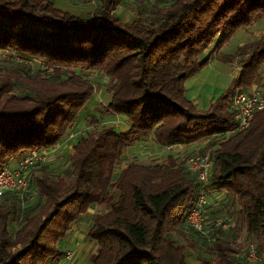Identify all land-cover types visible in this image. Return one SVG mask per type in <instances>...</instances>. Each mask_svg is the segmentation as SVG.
Returning a JSON list of instances; mask_svg holds the SVG:
<instances>
[{
  "label": "trees",
  "instance_id": "obj_1",
  "mask_svg": "<svg viewBox=\"0 0 264 264\" xmlns=\"http://www.w3.org/2000/svg\"><path fill=\"white\" fill-rule=\"evenodd\" d=\"M120 1L99 0L92 16L81 18L50 0H0V51L25 65L0 79V168L64 137L94 93L89 71L107 76L106 110L129 125L120 131L95 123L82 135L63 172L70 181L46 165L35 168L31 184L41 202L19 222L18 201L0 198V264H52L63 255L59 242L71 224L103 204L107 211L86 231L97 243L88 264H187L186 245L175 236L186 239L196 184L184 161L169 154L116 171L135 143L189 144L235 126L218 101L197 108L184 82L207 63L201 56L212 43L218 51L237 30L264 18V0H156L161 8L140 12L132 23L112 13ZM238 57V84L248 88L264 73V35L238 48ZM213 153L211 191H225L238 203L237 217L264 264V109ZM14 220L18 227L11 231ZM231 231L215 232L213 244L202 240L211 254L202 264H247L236 237L224 236Z\"/></svg>",
  "mask_w": 264,
  "mask_h": 264
},
{
  "label": "built area",
  "instance_id": "obj_2",
  "mask_svg": "<svg viewBox=\"0 0 264 264\" xmlns=\"http://www.w3.org/2000/svg\"><path fill=\"white\" fill-rule=\"evenodd\" d=\"M153 7L156 0H146ZM242 67L238 60L234 61L233 70L238 72L236 83L226 102V108L233 113L235 126L224 133L217 135V144L225 141L236 131L245 129L249 126L253 116L264 109V86L255 82L249 88H243L238 84L239 74ZM52 71L51 68L48 69ZM262 74H264L262 72ZM94 93L98 94L94 85ZM100 98V96H99ZM102 107L107 108L106 101L100 98ZM114 119H109L107 124L118 127L124 124L118 114H113ZM97 124V123H96ZM103 125L102 122H99ZM93 125L83 130H68L64 137L54 145L41 149L26 150L21 157L10 161L0 168V198L11 196L19 203L18 222L23 218L25 211L34 206V202L41 200L38 190L31 184L32 171L46 163L51 155L59 153L60 149L68 146L71 142L77 141L82 135L91 130ZM180 145V144H178ZM176 145H165L162 151H171ZM214 153L212 150L196 152L184 159V166L188 173L193 177L196 184L194 201L190 205L184 219V225L208 244H213L216 240L215 232L231 231L234 226V217L224 215L213 217L206 208L211 197V178L213 174ZM18 224V223H17ZM234 244L240 248L239 259L247 264H260L263 256L259 255L252 239L247 234L237 237ZM76 251H66L60 259L70 261Z\"/></svg>",
  "mask_w": 264,
  "mask_h": 264
},
{
  "label": "crops",
  "instance_id": "obj_3",
  "mask_svg": "<svg viewBox=\"0 0 264 264\" xmlns=\"http://www.w3.org/2000/svg\"><path fill=\"white\" fill-rule=\"evenodd\" d=\"M122 2H123V0H121L119 2V4L115 7V9L112 11V13L115 14L124 23H132L134 20H136L138 18L140 12L142 13L143 16H147L152 11V9H155L156 6H157L156 8L162 7L161 6L162 4H158L157 2H156V6L153 7L146 0H128V2L130 4H132L133 7H135V11H136V13H135L136 16L134 18L130 19L129 14H127V12L125 11V9L122 5ZM53 4L55 5L54 2H53ZM98 5H99V0H97L96 6L98 7ZM55 7L62 10V11L68 12V11H66V10L56 6V5H55ZM71 15H73V14H71ZM74 16L81 17L78 15H74ZM81 18H88V17H81ZM244 29L247 32L248 37L246 39H244L243 41L238 42L237 49L244 46L245 44H248V43L254 41L255 39L259 38L260 36L264 35V18L252 23L250 26H248ZM213 45H214V43H212L204 51L203 55L201 56V59L208 58L207 62H209V60H212V61L215 60L216 64L219 65L220 69L225 68L227 73H230V71L233 72L234 71L233 70L234 61H236V60L239 61V59L241 58V57H238L236 59H233V56L236 53L237 49L233 50V51L226 52V50H225L226 48L222 47L218 51H213ZM186 81L184 82V86H185ZM231 87H229L228 89H230ZM227 90H226V92H227ZM184 92H185L186 97L189 100H191L197 108L201 109L197 105V104H199L198 98L197 97L189 98L186 94V88H184ZM229 96H230V92L226 98H220L218 100V102H219L218 107L219 108L226 107V102L229 99ZM213 102L214 101H211V103H213ZM211 103H210V105H211ZM91 106H92V104L90 103V105H88V107H85V106L83 107V109L81 110V112L78 116L77 121L75 122V124L73 125V127L70 130H83V129H86L90 125H95V123L99 124V122L101 120L99 117L101 116V114H100V116L98 115L97 119L96 118L91 119V118L87 117L89 108H91ZM107 114H108L107 119H110L109 116L113 115V114H110L109 112H107ZM102 117H106V115L103 114ZM91 121H94V122H91ZM115 128H116V130L126 131L129 128V125L125 121L123 125L115 127ZM212 138H214V139H212ZM149 140H151V139H149ZM215 140L217 141L218 139L215 136H210V137L200 139V140L195 141V142H191L189 144L176 145L174 147H177V151H175L174 153H167V154H162V152H171L174 147H172L171 151H161L162 147L158 146L152 140H151V145H153V148H151L149 141L143 142L142 146L144 148L149 149L147 151L150 154L154 155L155 161H160V160L166 158L169 154H172L175 157H177L178 161H179V158H180V156H182V154H185L188 156L190 154H193L196 152H204L206 150L214 151L216 148H218V144H217V142H215ZM76 142L77 141H73L68 146L62 147V149H60L57 156L59 158H61L63 155L65 158H67V162L69 164V157L74 152V145ZM125 152H126V150L124 151V153ZM55 156L56 155H53L52 157H50V159H48L46 161V163H44V166L46 165V167H48L50 165L55 164L58 161L57 160L58 157L57 156L55 157ZM63 172H61L62 174H60V175H61V177L65 178L66 176H65V174H63ZM117 172H118V170L116 171V173ZM65 179H67V181L68 180L70 181V180H72V177L65 178ZM6 198H9L6 200V203H10L11 201L15 200L14 197H11V196H7ZM33 207H31L30 209L32 210ZM99 207H101V205H96L92 208H89L85 213H83L75 222H73L71 224L66 236L59 242V248L61 249L63 254L68 250L76 251L73 259L70 261H67L65 259H60V257H62V256H60L57 259H55V261H53L52 264H88V262H87L88 256L91 253L96 252L97 243L94 240L87 237L86 231H87L89 225L91 224L93 218L95 217V215L102 214L103 212L107 211V209L103 208L102 209L103 212H102ZM238 207H239L238 203L235 201V199L229 193H227L225 191H217V192L212 191L211 192V197L209 198V202L206 205V208L209 211L210 215L215 217L214 215H223L224 213L230 212V213H232L231 215L235 219V225H234L233 230L231 231L230 234L229 233L224 234L225 238H230L233 232H235L236 233L235 235L238 236V234H239L238 230H242L241 233L247 234V232L245 230V225H243V222L241 220H239L237 217ZM31 210H30V212H31ZM238 226L241 229H238L239 228ZM17 227H18V224L16 223V220H14V222L10 223V225H9V229L11 231L15 230ZM235 235H233V237H235ZM175 238L178 239V241L180 243H182L181 240L183 238L177 237V236H175ZM186 238L188 239V237H186ZM201 263L202 262L200 259H198V258L193 259L191 256L187 255V264H201ZM250 264H253V263H250Z\"/></svg>",
  "mask_w": 264,
  "mask_h": 264
},
{
  "label": "rangeland",
  "instance_id": "obj_4",
  "mask_svg": "<svg viewBox=\"0 0 264 264\" xmlns=\"http://www.w3.org/2000/svg\"><path fill=\"white\" fill-rule=\"evenodd\" d=\"M55 3L56 6L68 11L70 14L73 15H78L81 17H89L93 14V12L97 8V0H51ZM122 5L129 14V18L132 19L136 15L135 7L132 6L128 2V0H123ZM248 37L247 32L245 29H239L237 30L234 35L232 36L231 40L229 43H227L224 48H226V52L233 51L237 49V45L239 41H243ZM10 53L5 52V51H0V79L4 78V76H7L12 74L14 71H17L23 67L24 64H21L23 60H11V57L9 56ZM241 59V58H240ZM239 59V63H240ZM27 63V62H26ZM241 64V63H240ZM29 65L32 66V63H29ZM25 66V65H24ZM263 70V68H262ZM261 70V71H262ZM87 76L93 81L97 92L99 91V96L102 98L103 101L108 102L109 99V91L107 90V85H108V78L105 74L101 73L100 71L94 70V71H89L87 73ZM238 77V72L237 71H230V73H227L226 69H220L219 65L216 64L215 60H209L207 64H205L200 70H198L194 75L190 76L187 78L185 81V86L186 88V94L189 98L192 97H197L198 98V107L201 109H207L209 108V105L211 101H218L223 94L226 93V90L233 86L236 83V79ZM258 80H256L255 84L257 83L258 85H264V74L262 72L259 73L258 75ZM249 88V87H248ZM21 89L17 86L16 87V93H20ZM185 94V92H184ZM98 94L93 93L88 100V102L85 104V107H88L90 103L92 104L91 108H89L88 111V116L91 119H94L98 117V115L101 116L99 117L101 120L100 122L103 123V125H111L107 124L109 119H107V108L102 107V103L100 101ZM186 96V95H185ZM110 113V112H109ZM106 115V117H102ZM111 114V113H110ZM120 116V115H118ZM102 117V118H101ZM122 121L125 122V119L123 116H120ZM110 119H114L115 117L109 116ZM214 139V138H212ZM149 141L151 145V140ZM215 142H217L215 140ZM142 143H135L132 146L128 147L126 149V152L123 154V159H121L120 165L118 166L117 170H120L123 166L128 164L129 162L132 161H140L144 163H150L155 160L154 155L150 154L147 150V148H144L142 146ZM151 148H153V145H151ZM156 148V147H155ZM163 149H161L162 151ZM177 151V147H174L171 152H162V154H167V153H174ZM58 154V153H57ZM56 154V156H57ZM67 154V153H66ZM51 155L50 157H52ZM55 156V157H56ZM187 155L182 154L180 156L179 160L181 162L184 161L185 157ZM58 157V156H57ZM67 157V156H66ZM50 159V158H48ZM47 159V160H48ZM58 161L50 165L47 168L48 171L54 173V174H62L65 169H67V158H65L63 155L61 158L58 157ZM42 164L41 166H43ZM40 166V167H41ZM36 173V172H35ZM69 181V180H68ZM39 202H41L40 199L37 200V202H34V205H37ZM102 211L103 208L107 209L108 207L106 205H101L99 207ZM103 212V211H102ZM104 213V212H103ZM102 213V214H103ZM232 213H224L223 215H214L215 217H222L224 215H231ZM239 227V226H238ZM238 229H241L240 227ZM239 234L238 236H244L242 230H238ZM236 233L233 232L232 236L235 235ZM184 235L185 238L188 237V240L186 238L182 239L181 242L186 245L187 248V255L191 256L193 259H208L210 258L211 254L209 250H207V247L204 243H202V239L197 235L196 232L190 230L189 228L185 227L184 230ZM237 238V236L235 235ZM192 241L194 243V246H190L188 241ZM239 248V247H238ZM204 250V251H203ZM240 250V248H239ZM202 264V263H201ZM255 264V263H253Z\"/></svg>",
  "mask_w": 264,
  "mask_h": 264
}]
</instances>
